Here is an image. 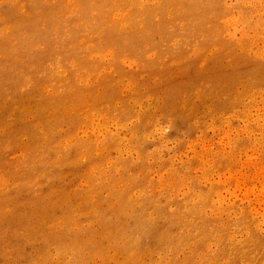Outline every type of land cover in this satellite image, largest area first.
I'll return each instance as SVG.
<instances>
[{"label": "rangeland", "instance_id": "rangeland-1", "mask_svg": "<svg viewBox=\"0 0 264 264\" xmlns=\"http://www.w3.org/2000/svg\"><path fill=\"white\" fill-rule=\"evenodd\" d=\"M0 264H264V0H0Z\"/></svg>", "mask_w": 264, "mask_h": 264}, {"label": "bare ground", "instance_id": "bare-ground-1", "mask_svg": "<svg viewBox=\"0 0 264 264\" xmlns=\"http://www.w3.org/2000/svg\"><path fill=\"white\" fill-rule=\"evenodd\" d=\"M142 3H144V2H142ZM227 8V7H226ZM141 28V27H140Z\"/></svg>", "mask_w": 264, "mask_h": 264}]
</instances>
